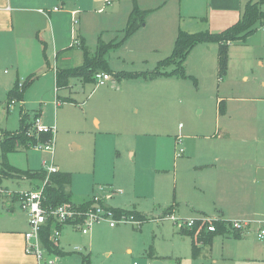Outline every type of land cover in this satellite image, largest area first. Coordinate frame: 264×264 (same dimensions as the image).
I'll list each match as a JSON object with an SVG mask.
<instances>
[{"label": "rangeland", "instance_id": "1", "mask_svg": "<svg viewBox=\"0 0 264 264\" xmlns=\"http://www.w3.org/2000/svg\"><path fill=\"white\" fill-rule=\"evenodd\" d=\"M164 1L168 4L154 11L155 0H148L144 5L151 12L145 26L107 55L114 73L152 72L172 54L180 31L221 33L251 0ZM119 4L124 3H99L90 15L92 22L85 23L90 56L96 54L100 38L105 43L124 38L127 26L118 13L116 24L106 17L111 7ZM100 8L103 14H99ZM261 10L264 12V5ZM41 28L43 24L27 29L25 37L36 39ZM77 39L75 36V47L68 51L73 56L67 65L73 68L82 66L84 60L82 48L75 45ZM36 47L39 50L20 55L12 52L11 41L0 38V135L18 133L21 116L26 125L41 117L46 125L56 128L55 164L72 175L68 191L75 198L92 197L97 184L107 191L114 187L119 196L110 201L111 206L133 208L147 216L141 226L111 228L102 223L87 235L67 227L61 247L70 254L56 259V264H79L81 254L86 253H91L92 264H154L156 256L169 258L166 264H177L176 257L190 260L193 240L182 235L187 229L171 217L198 219V211L212 219H221L218 214L224 211L228 223H250L245 229L249 233L245 245L264 247V239L256 238L264 228V182L254 178L256 167L264 166V25L258 24L255 34L231 48L228 71L222 77L219 46L209 43L197 45L185 63L186 74L192 78L119 82L112 76L99 85L95 75V82L76 78L68 88L58 89L51 43L49 47L41 44L43 54L40 45ZM28 78L32 83L22 100L9 103L7 90L17 81L22 90ZM7 102L10 112L5 114ZM31 130L29 136H35ZM217 133L222 138L215 137ZM177 137L182 139L178 146ZM209 148L237 162L218 170L197 169L192 156ZM8 159L20 169L36 170L50 156L34 147L12 153ZM3 184L19 191L41 182L5 180ZM3 201L0 232L25 228V213L17 204L15 213H8L5 205L9 199ZM220 239L215 238V252L221 249Z\"/></svg>", "mask_w": 264, "mask_h": 264}, {"label": "crops", "instance_id": "2", "mask_svg": "<svg viewBox=\"0 0 264 264\" xmlns=\"http://www.w3.org/2000/svg\"><path fill=\"white\" fill-rule=\"evenodd\" d=\"M108 1H111V3L114 1L119 3H124V4H119V6L117 7L116 6L111 7L108 16H106L108 17V20H110V22L114 24H116L117 16H119L118 19L122 20L123 24H126L127 26L130 14L132 13L135 5H137V7L141 11L151 12V10H147L148 7L144 5L146 2H148V0H0V38L5 37V40L11 41L12 52L13 51L14 53L18 52L20 55L28 54L30 52L39 50V48L36 47L38 44L40 45V52H42L43 54V51L41 49V44L45 43L47 47H49V44L51 43L53 54L54 56H56V61H57L56 63L57 65L55 69L65 70V69L73 68L68 66L67 62L72 60L73 53L71 52V54H68L69 53L68 51H70V49H73L75 47L74 45L72 46V42H74V37L76 36V38H78L77 41L81 43V45L78 47L82 48V46L85 45V47L87 48V39L84 33L85 23H87V21L91 19L90 15L95 12L94 8H96V6L99 3H104L105 5V3H107ZM150 2H153V0H150ZM163 2L165 1L155 0L156 5L154 7L155 8L154 11L161 10L163 7H165L168 4ZM181 2H185V1L181 0ZM185 4H187V1ZM100 13L102 14L104 13L103 8L99 9V14ZM117 13L118 15L116 16L115 14ZM240 17H241V13H239L238 19L236 18L231 19L230 24L232 25L236 24L240 20ZM90 22L92 21L90 20ZM38 23L40 24V26L43 24V28L39 29V31L36 32V39L33 38V36L25 37V32L28 31L27 29L33 30L35 29V27L37 29L39 28ZM104 30L105 32H108L106 31L107 29ZM99 31L101 30L99 29ZM118 31L121 30L120 29L116 30V32ZM43 32L45 33L46 37L45 36L43 37L42 34ZM19 36H24V38L21 39ZM1 44H3V42ZM236 44L237 43L231 44L230 50ZM83 64H84V60H83ZM18 79L19 78H17V80ZM12 88L13 86H11L9 90H7V92L11 91ZM3 110L5 114L10 112L8 108V102H7V109H3ZM96 123L98 124V121ZM220 135H221L220 133L219 134L217 133L215 137L222 138V136L219 137ZM178 138L179 137H177V139ZM192 159L194 160V164L196 168L201 170H210V169L218 170L221 167L228 168L229 165L233 164V161H236L233 160L232 157L230 159L226 158L224 154L221 155L220 151L218 152L217 150L212 148L198 151L195 155L192 156ZM40 169H42V166L41 168H38L36 170H40ZM256 169L257 172L254 177L255 180L257 179V181L264 182V174L261 175L262 179H260V177L258 176L259 171L264 169V166L262 167L257 166ZM20 170H24V169H20ZM120 180H122V176L120 177ZM9 181L20 184V182H27L29 180L26 178H22V179L14 178V179H10ZM3 186L9 188L8 185L5 184H3ZM109 186L112 187L113 185L112 186L109 185ZM99 187L102 186H100L99 184L95 186L96 191L95 189H93L94 191L93 195L99 193ZM112 188L114 195L108 201V206L117 210L133 212L141 217H147L145 215H142L139 211L133 208L125 209L124 207H120V206H115V205L111 206L110 201L113 198L119 196V192H116L114 187ZM19 190H21V188ZM71 194H72V202L77 205L79 204L81 205L84 202L89 201L91 199L90 196L75 198L72 192ZM4 202L5 201H1L0 205H3ZM16 204L18 205V203L16 202L9 201L5 205L6 208L5 210L8 213L14 214L15 211L19 208V205L17 208ZM166 212L167 214L168 213L171 214V209L170 211H166ZM198 214H199L198 219H202L203 217H210L205 211H198ZM24 215L26 217L25 228L17 231L11 230V231L0 232V264H39L35 257L29 256L25 252V246H26L25 234L29 230V222H28V215L26 213ZM218 215H219L218 217L221 218L219 220L230 221L229 219H227L224 211ZM11 217L14 218V216ZM67 227L71 228L74 231H78L71 226H65L62 229V236ZM262 230H264V228H260V231L257 233V237H256L257 239H259L258 234ZM182 232L183 231L181 229V233ZM246 232H248V230ZM182 235L189 236L187 234L186 235L182 234ZM248 235L249 233L246 234L244 231L243 233L230 232L225 235L219 236L220 238H222L219 240V243L221 244L220 251L215 252V240H214L211 246L204 247L202 249L201 254L197 258H194L191 255L190 260L182 261L181 257H176L177 264H264V247L256 249L255 247L249 248L248 246H246L245 241L248 238ZM59 248L63 251V253L67 255L70 254L65 252L61 247V240H60ZM191 254H192V249H191ZM83 256H89L92 264L91 253H86V255L81 254L79 264H81ZM166 259L169 260V258L156 256L152 258V261L154 264H166L167 262ZM172 260H174L173 257Z\"/></svg>", "mask_w": 264, "mask_h": 264}, {"label": "trees", "instance_id": "3", "mask_svg": "<svg viewBox=\"0 0 264 264\" xmlns=\"http://www.w3.org/2000/svg\"><path fill=\"white\" fill-rule=\"evenodd\" d=\"M264 5V0H251L245 5L244 11L240 20L221 33H198L189 34L180 31L174 46L172 54L161 61L152 72H118L114 73L110 68L107 55L116 49H119L138 29L145 26L148 11H141L137 5L134 6L130 14L128 25L125 30L124 38L121 41H114L105 43L99 39L97 52L94 56H90L85 45L82 46L84 52V64L77 68L57 69L55 71L56 86L58 89L67 88L71 79H80L84 82H95L94 76L98 73H106L119 82L123 80H139L151 81L159 77H176L179 79L192 78L186 74L185 63L192 52V50L199 44L216 43L219 46L218 52V68L220 77L226 76L229 65V51L230 45L238 42H245L249 37L257 31V25H264V12L261 7ZM173 68L172 71H167L168 68ZM19 81H17L11 91L8 92V102L12 100H22L24 91L31 85L32 80L28 78L24 81L22 90L19 89ZM16 99V100H14ZM220 111L223 112L225 105L221 101L219 103ZM20 130L18 133L1 134L0 135V187L3 186L5 180L26 178L29 181H48L45 187V207L55 208L64 203H73L72 194L68 191V187L72 183V175L69 173L58 172L47 175L44 170H20L12 166L9 162L8 156L16 153L22 149L30 150L36 147L40 142H47L51 136L49 134H41L39 137L29 136L32 125H26L25 118H20ZM1 133V130H0ZM91 205L90 201L82 204L83 208ZM116 210L117 214H132L141 222L144 217L136 213ZM205 218V217H203ZM227 223L224 220L217 221H198L194 228L187 230L185 234L189 235L192 242V256L197 258L204 247L211 246L217 236H222L231 231L227 228ZM215 225V232H208V226ZM53 223L49 222L42 232V241L44 247L50 255L58 257L66 256L60 248L54 247L50 242V235ZM81 264H91L89 256H83Z\"/></svg>", "mask_w": 264, "mask_h": 264}, {"label": "built area", "instance_id": "4", "mask_svg": "<svg viewBox=\"0 0 264 264\" xmlns=\"http://www.w3.org/2000/svg\"><path fill=\"white\" fill-rule=\"evenodd\" d=\"M108 4L110 1L107 2ZM57 10V9H56ZM75 45L80 46L81 43L76 40ZM99 85H105L112 76L106 73H98L95 76ZM16 102H12L15 104ZM33 134L39 137L41 134H49L51 138L47 142H40L35 149L42 151L50 156V160H43L41 163L42 170L47 175L60 172L55 164V135L56 128L46 125L41 117H36L32 124ZM181 138L177 139V144L181 145ZM180 154L184 151L180 150ZM48 181L41 182L40 185L29 190L11 191L8 188L0 187V202L9 199L10 202H16L19 208L28 215L29 230L25 234L26 246L25 252L29 256L37 259L39 264H56L58 256L50 255L43 245L42 232L49 222L53 223L51 235L49 237L51 244L59 248L62 235V229L65 226H71L80 231L82 234H89L95 225L106 223L111 228H115L122 224L142 225V222L132 214H117L114 208L108 206V201L114 195L113 191H107L105 187H99V193L93 195L89 200L91 205L86 208L82 204L64 203L55 208L45 207L44 191ZM121 193V192H120ZM172 221L180 224L181 228L191 230L198 221H217L219 219L202 218V219H178L171 217ZM250 226L248 222H229L227 228L231 232L243 233ZM208 232H215V225L208 226ZM260 240L264 239V230L258 234ZM57 259V260H56Z\"/></svg>", "mask_w": 264, "mask_h": 264}, {"label": "water", "instance_id": "5", "mask_svg": "<svg viewBox=\"0 0 264 264\" xmlns=\"http://www.w3.org/2000/svg\"><path fill=\"white\" fill-rule=\"evenodd\" d=\"M262 174H264V169H262V170L259 171V175H258V176L260 177V179H262V178H261V175H262Z\"/></svg>", "mask_w": 264, "mask_h": 264}]
</instances>
